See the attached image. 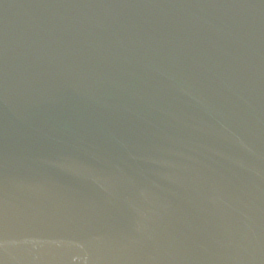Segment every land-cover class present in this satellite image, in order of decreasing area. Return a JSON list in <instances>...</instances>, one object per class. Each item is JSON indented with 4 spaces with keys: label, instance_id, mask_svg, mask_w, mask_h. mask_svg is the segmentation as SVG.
<instances>
[{
    "label": "water",
    "instance_id": "water-1",
    "mask_svg": "<svg viewBox=\"0 0 264 264\" xmlns=\"http://www.w3.org/2000/svg\"><path fill=\"white\" fill-rule=\"evenodd\" d=\"M0 264H264V0H0Z\"/></svg>",
    "mask_w": 264,
    "mask_h": 264
}]
</instances>
